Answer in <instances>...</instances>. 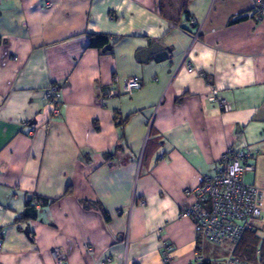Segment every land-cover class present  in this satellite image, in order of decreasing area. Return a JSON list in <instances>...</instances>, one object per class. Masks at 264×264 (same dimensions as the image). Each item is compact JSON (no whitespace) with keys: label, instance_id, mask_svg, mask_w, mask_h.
<instances>
[{"label":"crops","instance_id":"1","mask_svg":"<svg viewBox=\"0 0 264 264\" xmlns=\"http://www.w3.org/2000/svg\"><path fill=\"white\" fill-rule=\"evenodd\" d=\"M255 1L194 0L175 26L161 0H0V264H56L54 250L67 264H162L165 245L172 264L194 263L186 190L231 147L252 152L245 182L264 190ZM96 35L109 49L91 46ZM133 77L140 91L102 101ZM52 84L59 117L43 98ZM29 203L35 217L24 219Z\"/></svg>","mask_w":264,"mask_h":264},{"label":"built area","instance_id":"2","mask_svg":"<svg viewBox=\"0 0 264 264\" xmlns=\"http://www.w3.org/2000/svg\"><path fill=\"white\" fill-rule=\"evenodd\" d=\"M50 6V5H49ZM48 6V7H49ZM257 21H264V0L255 1ZM191 71V67L189 68ZM205 73L201 78H205ZM117 80H115V83ZM138 77L128 78L122 82V92L114 89L103 90L102 101L122 95L132 96L142 89ZM60 87L52 84L44 93V101L51 109L52 116L61 115ZM212 101L223 113L232 111L231 104L225 101L216 87L212 88ZM252 152L229 148L219 161V167L212 175L204 176L200 185L186 190V194L194 203L181 212L180 217L191 219L195 224V233L199 237L198 251L194 263L199 264L205 258L207 246L226 247L227 255L222 264H250L236 255V250L248 232L264 236V190L257 186H249L245 179L255 167L249 161ZM145 204V203H143ZM1 209V206H0ZM128 245V242L126 243ZM3 249L2 233H0V253ZM85 251L91 249L85 247ZM174 249L165 245L162 252V264H172ZM52 257L56 264H67V256L60 250H54Z\"/></svg>","mask_w":264,"mask_h":264},{"label":"trees","instance_id":"3","mask_svg":"<svg viewBox=\"0 0 264 264\" xmlns=\"http://www.w3.org/2000/svg\"><path fill=\"white\" fill-rule=\"evenodd\" d=\"M193 1L194 0H161V16H163L165 20H168L175 26L180 25L184 19L189 18V7ZM243 19L244 18H238L231 24ZM90 42L93 48H98L100 50L109 49V47L112 45L111 41H109V38L100 35L91 36ZM107 157L111 156L107 155ZM84 205H86V208L93 207L95 209L103 211L101 205L95 202L84 203ZM26 208L27 210L23 218H34L35 208L30 203ZM259 237L260 235L257 232H248L245 235L244 240L236 250V255L240 257L244 262H248L250 264H264V241H262V239ZM207 249L208 257L205 256L206 259L199 264H222V261L225 257L223 255L227 254V248L207 246L206 250Z\"/></svg>","mask_w":264,"mask_h":264},{"label":"water","instance_id":"4","mask_svg":"<svg viewBox=\"0 0 264 264\" xmlns=\"http://www.w3.org/2000/svg\"><path fill=\"white\" fill-rule=\"evenodd\" d=\"M156 47V46H155ZM155 47H153L152 49H149V50H144V51H141L139 54H138V58L140 60V62H146L148 61L149 57L153 54H155Z\"/></svg>","mask_w":264,"mask_h":264},{"label":"rangeland","instance_id":"5","mask_svg":"<svg viewBox=\"0 0 264 264\" xmlns=\"http://www.w3.org/2000/svg\"><path fill=\"white\" fill-rule=\"evenodd\" d=\"M221 256V255H220Z\"/></svg>","mask_w":264,"mask_h":264}]
</instances>
